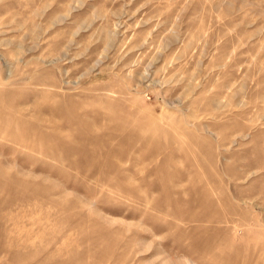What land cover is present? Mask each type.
<instances>
[{
	"label": "rangeland",
	"instance_id": "rangeland-1",
	"mask_svg": "<svg viewBox=\"0 0 264 264\" xmlns=\"http://www.w3.org/2000/svg\"><path fill=\"white\" fill-rule=\"evenodd\" d=\"M0 264H264V0H0Z\"/></svg>",
	"mask_w": 264,
	"mask_h": 264
}]
</instances>
